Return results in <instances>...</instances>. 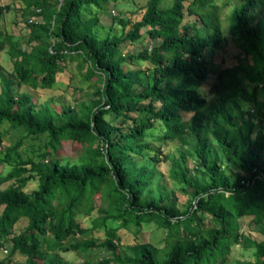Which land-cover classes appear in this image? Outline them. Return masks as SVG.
<instances>
[{"label":"trees","instance_id":"obj_1","mask_svg":"<svg viewBox=\"0 0 264 264\" xmlns=\"http://www.w3.org/2000/svg\"><path fill=\"white\" fill-rule=\"evenodd\" d=\"M21 1L32 14L28 43H37L28 50L0 33V52L9 44L14 60L12 72L0 67V164L9 167L0 173V247L26 256L25 264H74L62 251L83 252L87 259L76 264H93L95 249L109 252L98 264H227L232 246L243 244L255 259L234 264H264V0H239L229 13L241 51L221 68L214 56L225 49L222 14L233 0H174L170 7L148 0L136 21L115 16L121 30L114 33H103L100 22L117 0ZM9 10L0 3V18ZM187 15L193 19L184 23ZM146 36L151 43L123 52L126 41ZM75 60L98 81L95 97L77 106L36 109L14 86L52 88ZM7 124L22 130L9 145ZM42 135L46 144L25 156L26 139ZM65 141L83 146L76 161L60 157ZM167 141L174 154L162 150ZM161 162H169L186 207L162 183ZM33 179L38 187L29 192ZM96 208L93 227L83 226L79 215ZM247 216L262 239L240 231ZM22 218L28 224L14 234ZM146 226L164 232L163 246L140 240ZM98 227L106 228L102 241L91 237ZM120 229L136 242L121 247Z\"/></svg>","mask_w":264,"mask_h":264},{"label":"rangeland","instance_id":"obj_2","mask_svg":"<svg viewBox=\"0 0 264 264\" xmlns=\"http://www.w3.org/2000/svg\"><path fill=\"white\" fill-rule=\"evenodd\" d=\"M148 0H117L108 7L104 14L101 16L100 25L102 26L103 33H114L120 32L121 28L114 25V17L120 16L127 19H131L132 21H136L141 18L144 8L147 4ZM174 0H163L162 5L164 7H170L173 4ZM1 4L10 5V10L0 18V33L10 35L14 41L19 40L22 44L23 48L31 50L33 44H36L37 41H34L32 44L28 43L27 37L30 33V27L28 25L29 20L32 18L30 13H26L25 4L21 0H0ZM239 3V0H233L232 4L229 3L223 10L222 21H223V30L224 35L226 36V46L222 51L216 50L215 56L216 59L214 61L215 65L218 68L226 67L232 65L233 63L238 61V56L240 54V47L233 38V36L229 33V20L228 15L233 9L235 5ZM111 14H110V13ZM259 17H264V8L259 11ZM40 20L42 17H39ZM193 17L187 15L184 23H189ZM186 25V24H185ZM146 34V33H145ZM147 35V34H146ZM150 42L148 36L139 40L136 43H131L130 41H126L122 50L124 53H136L139 49L145 47ZM10 45L8 44L6 48L0 52V67H2L7 73L12 72L14 67V60L9 53ZM213 59V55L211 56ZM79 60L70 61L68 66L65 69V72L61 76L60 80L55 83L52 88H31L27 85H22L20 88L14 85L16 90L20 93H28L33 98V103H35L36 109H40L45 107H51L56 111H60L62 107H74L78 105V101L89 100L95 97L93 94L94 88L97 86V82L95 80H89L85 77L86 68H80ZM131 66V64H128ZM145 66V64H143ZM214 66V67H216ZM216 80V76H212L209 82L204 85V94L207 93L210 85L214 83ZM4 88V84L0 77V91ZM239 105L244 110H250L252 105L243 101L242 99H238ZM229 108L232 113L237 114L239 109L234 102L229 103ZM8 123L7 121L3 122L4 124ZM7 126V138L5 145H9L12 141L19 138L22 130L13 129L8 124ZM9 127V129H8ZM48 137L46 135L39 136L38 138H29L26 139L25 143L22 145V151L25 156H32L38 153L41 147H43L47 142ZM155 145H159L160 142L153 140ZM83 146L79 142H70L65 141L64 147L60 151V157L64 160L71 159L72 161H76L78 157L82 154ZM162 150L168 154H174L176 151V144L172 141H167L162 144ZM189 165L192 167L193 163L189 162ZM169 162H161L158 163V170L161 172L160 178L162 183L167 186L168 189L174 190L172 196L179 200V204L182 207H186V196L182 195L179 188L174 185L172 180L169 177ZM9 170V167L6 165L0 164V173H6ZM38 187V180L33 179L29 181L26 190L31 192L32 190ZM95 205H101L100 193L94 196ZM100 215V210L98 208L94 209V211L90 215H79V221L85 227H93L94 221ZM108 224H113L108 221ZM106 223V226H108ZM28 224V220L26 218H22L13 229L14 234H18L24 230L25 226ZM115 224V223H114ZM240 231L245 233L246 235L251 236L252 238L262 239L263 234L258 230L259 227L252 220V216H247L241 219L240 222ZM106 228L98 227L95 228L91 237L97 238L98 240H104L106 238ZM121 240H119V244L122 247L126 244H133L136 242L134 235L126 231L124 229H120ZM163 231H156L151 229L150 226H146L144 232L141 234V241H150L154 244L163 246L165 242ZM60 255L70 260L72 263H81L87 256L83 252L76 251H68V252H60ZM109 255V252L104 249H95L92 253L91 261L93 264H98V261L104 256ZM11 257V258H10ZM10 258L9 261L4 264H25L26 256L16 253L14 256H10V246L6 245L0 247V261ZM255 259V249L248 248L243 244H235L231 248V252L229 254V259L227 264H234L237 260L240 261H248ZM114 264V263H113Z\"/></svg>","mask_w":264,"mask_h":264},{"label":"built area","instance_id":"obj_3","mask_svg":"<svg viewBox=\"0 0 264 264\" xmlns=\"http://www.w3.org/2000/svg\"><path fill=\"white\" fill-rule=\"evenodd\" d=\"M38 20H39L38 18L35 19V21H38Z\"/></svg>","mask_w":264,"mask_h":264}]
</instances>
